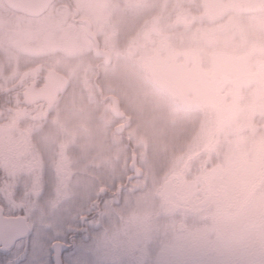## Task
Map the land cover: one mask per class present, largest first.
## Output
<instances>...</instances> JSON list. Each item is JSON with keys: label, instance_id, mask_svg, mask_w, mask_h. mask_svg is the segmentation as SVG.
Instances as JSON below:
<instances>
[{"label": "rangeland", "instance_id": "374dc122", "mask_svg": "<svg viewBox=\"0 0 264 264\" xmlns=\"http://www.w3.org/2000/svg\"><path fill=\"white\" fill-rule=\"evenodd\" d=\"M152 2H147V8ZM225 3L235 8L225 13L234 28L219 35L226 37L216 49L224 50L200 53L207 68L187 70V98L181 97L184 91L177 78L170 77L172 71L153 70L162 54L149 48L131 54L123 44L122 26L115 35L107 24L106 0H97L93 22L113 61L98 66L95 79L105 100L86 99L78 90L84 84V66L93 59L81 48L75 58L66 56L59 65L71 77L74 90L70 88L71 96L52 106L49 117L29 121L0 108V192L2 200L18 204L16 212H27L30 228L48 224L46 230L63 240L69 228L78 226L80 215L92 213L91 222H98L99 229H90L88 221L82 229L91 237L86 251L98 260L109 255L107 261L119 264H154L166 254L171 264H264V67L255 63L264 61V0ZM242 7L250 10L238 12ZM238 17L246 26L243 38L235 37ZM114 21L118 25L116 17ZM167 28L162 25L161 30ZM74 29L65 25V39ZM249 36L255 44L248 43ZM169 41L175 44L173 37ZM191 41L195 50L204 47L205 40ZM242 47L254 52L242 57L237 53ZM221 51L250 68H212V63L234 61ZM106 94L117 97L127 119L122 137L110 133L114 145L109 146L110 159L101 147V141H106L100 138L106 135L101 130L112 129L118 121L109 113ZM23 129L29 130V137ZM132 153L141 175L125 187ZM35 156L44 163L38 176ZM56 163L65 175L56 174ZM60 178L65 179L68 196L55 195L62 190ZM118 184L125 191L119 203H103L95 212L88 197L96 199L101 187L115 190ZM187 195L192 196L189 201ZM58 199L60 203L52 207L49 201ZM106 230L111 232L108 236ZM33 231L38 234L28 236L24 258L42 264L49 259L43 250L53 240L46 243L39 238V230ZM23 247L21 243L16 248ZM259 256L263 262L255 260Z\"/></svg>", "mask_w": 264, "mask_h": 264}, {"label": "flooded vegetation", "instance_id": "af4514ba", "mask_svg": "<svg viewBox=\"0 0 264 264\" xmlns=\"http://www.w3.org/2000/svg\"><path fill=\"white\" fill-rule=\"evenodd\" d=\"M85 1L80 0V3H75L73 0H52L43 12L34 15L16 10L7 5L4 0H0V108L9 112L12 117L27 119L29 121L47 118L53 111L52 106L69 98L71 95L68 91H70V88L74 90V85L71 83V77L66 75L65 70H61L59 65L65 62L64 59L66 56H72V59L73 57L75 58L81 48L84 51L86 50V52H90L93 59L90 60V64L84 66L88 73L85 72L84 84L79 86L78 90L84 92L83 96L86 99L105 100L103 99L104 95L101 94L103 91L95 79L98 76V66H109L113 61L110 56V49L101 43L102 39L99 36L97 23L93 22L97 12V0H90L88 5L84 3ZM148 1L120 0V4L117 5L115 4V0H106L107 24L113 28L112 31L116 32L115 35L119 32V28L117 27L119 25L122 26L123 44L130 49L131 54L141 53L146 48L152 49L154 54H162L163 59L161 58L159 60L153 67V70L172 71L170 72L172 74L170 77L173 79L177 78L178 84H181L179 86L180 91H184L181 97L187 98L189 93V73H187V70H191L190 68L205 69L208 67V64L203 65L200 61L199 55L201 52L212 50V53H214L218 50H224L216 49V47L224 42L222 36L225 34L219 35L234 28L230 22H227L225 13L226 11H233L235 8L227 5L225 3L226 0H177L178 3L176 0H167L165 2L163 0H153L152 5L147 8ZM247 10L250 9L242 7L238 9V12ZM82 11L87 14H83ZM114 17L120 21H117L118 25H115ZM209 19L211 20L209 21ZM236 21L235 29L237 36L235 37L243 38L246 26H243L239 17ZM66 24H70L75 29L65 39L66 35L63 34V31ZM162 25L168 28L161 30ZM174 29L178 30L176 34L173 33ZM133 35H137V39L132 40L131 37ZM172 37L174 38L175 44L173 42L171 43L174 46L169 41ZM156 38H159V41H156ZM191 38H198L200 42L205 40L204 47L195 50L192 45H189V43H192ZM249 41H251L250 45L256 43L253 36H249L248 43ZM98 48L104 50L109 55L110 62L108 64H105L102 58L95 53V50ZM241 49L242 51H238L237 53L240 52V56L242 57H246L254 52V50L248 52L244 50V47ZM219 53L231 57L234 61L212 63V68L224 66V68H227V66L243 69L250 68L247 66L248 63L236 60L233 54H226L222 51ZM180 54L182 55V60L177 61ZM224 63L228 64L226 65ZM255 63L258 67L261 65V67H264L263 60H257ZM51 72L55 73L59 80L63 82V89L52 98L49 96L51 87L47 82V77ZM160 74L162 75L163 73ZM89 87H92L93 90H90ZM85 92H88V94ZM108 95H105L106 101ZM117 121L115 126L123 122L127 123L126 114L124 113V117ZM123 130L115 131L114 126L112 129L101 130V134L103 132L105 134L106 132L105 137L103 135L100 136L102 140H106L104 142L101 141V147L106 150L109 159L111 158L109 146L112 149L114 146L110 133H113L112 136L120 135L122 137ZM23 131L29 137V130L23 129ZM55 144L59 146L58 151L63 150L64 147L61 143L57 142ZM96 149H100L99 145ZM98 158L102 160L101 157ZM106 159L105 157L103 160ZM34 162L36 167L35 171H32L38 176L44 168V163L38 156H35ZM54 167L56 174L59 172L61 173L60 175H65V171L61 170L59 163L54 164ZM47 168L54 175L52 166L50 167L49 165ZM71 176L72 174H69L67 180H70ZM133 179L129 178V174L126 175L125 187ZM64 180L63 178L59 179L58 183L62 186V190L55 191L56 197H59L61 192L68 196L67 184H63ZM123 188V184H118L115 190L101 187L99 189V197L96 199L93 196H89V190L86 196H89V204L93 206L96 212V209H102L103 203L110 202L112 205L118 204L120 198L123 197L120 194L125 193ZM39 192L37 191L35 194L38 195ZM186 197L187 201H189V198H192V196L188 195ZM2 199L3 195L0 192V208L3 209L0 212L1 215L7 218L9 213L7 209H10L11 214L15 215L17 213L16 211L20 209L18 204L13 200ZM59 200L56 203H52L51 201L49 203L52 204V207H56L60 203ZM176 200L181 202L179 198H176ZM29 207L32 210V202ZM20 215L23 217V214ZM92 218V213L80 215L78 217V226L75 225L74 229L69 228L66 232L67 237L71 240L75 234L83 232L82 227L86 225L87 221L89 228L96 229L97 231L99 229V223L91 222ZM24 220L27 226V232L35 233V236L38 233L33 230H39L41 228L46 230V228H49L48 224L44 223L43 227L36 226L33 229L30 228L27 220ZM32 227L34 226L32 225ZM109 233H111L110 230L105 231L107 236ZM28 239L30 238H27L26 241L25 236H23L11 246L10 251L13 253L10 258L11 261L24 258L29 245ZM1 240L0 259L3 258L2 254L6 250H9L8 243L5 244ZM62 241V239L53 240L49 244L48 249L51 248L53 242L63 244ZM21 243L24 247L19 251L16 247ZM45 247L47 249V245ZM46 249L43 251L46 252ZM99 256L101 259L103 258L101 253H99ZM108 257L109 255L104 256V260H108ZM255 260L263 262L260 256L255 257Z\"/></svg>", "mask_w": 264, "mask_h": 264}, {"label": "snow or ice", "instance_id": "6c2138e0", "mask_svg": "<svg viewBox=\"0 0 264 264\" xmlns=\"http://www.w3.org/2000/svg\"><path fill=\"white\" fill-rule=\"evenodd\" d=\"M2 211L3 209L0 208V212ZM7 218L16 221L17 224L6 230L4 238L8 242L9 250H6L2 254V264H21V259H16L14 261L10 260L13 255L12 251H10L11 246L15 244L22 235L25 236V240L27 241L28 236H34L35 233L25 231L23 224L20 223L22 219L20 213L17 212L15 215H12L10 210ZM23 218H27V212L23 214ZM39 232V238L46 243L50 240L60 239L58 236L54 235L52 230H45L41 228L39 229ZM77 240L79 243L76 242ZM90 240L91 237H86L84 232L75 234L71 240L67 237V235H65L62 241L63 246L58 250V252L56 249H47L49 259L42 262V264H119L116 260H98L91 252L86 251V249L90 246ZM165 255L166 254H162L161 257L154 262V264H171L169 260L164 258ZM22 259H24V264H41V262L34 259Z\"/></svg>", "mask_w": 264, "mask_h": 264}, {"label": "water", "instance_id": "95a60500", "mask_svg": "<svg viewBox=\"0 0 264 264\" xmlns=\"http://www.w3.org/2000/svg\"><path fill=\"white\" fill-rule=\"evenodd\" d=\"M4 1L7 5H9L10 7L14 8L16 10L27 12L28 14L36 15V14L43 12L52 0H4ZM95 53L103 59L104 63H109V57L105 51H103L101 49H96ZM47 82L50 84V87H51L50 92H49V96L51 98L54 97L57 93H59L63 89V82H61L59 80V78L57 77V75L53 72H51L48 75ZM108 100L110 103L111 115L114 116L115 118H118V119L123 118L124 115L118 107L117 98L113 95H109ZM125 125H126V123H122V124L116 126L114 128V130L119 131V130L123 129L125 127ZM128 170L131 173L129 178H133V177L138 176L140 174V170L137 168V166L135 164V155H131V157H130V163L128 166ZM20 223L23 224L25 231L27 232V226L25 224L23 217H22ZM16 224H17L16 221L5 218L0 213V230H1L0 239L3 240V241L1 240V242H4L5 244L8 243L4 238L5 234H6V230L11 228V227H14ZM23 236L24 235H22L21 237H23ZM62 246H63V244H61L60 242H53L51 244V249H56L58 252V250Z\"/></svg>", "mask_w": 264, "mask_h": 264}]
</instances>
